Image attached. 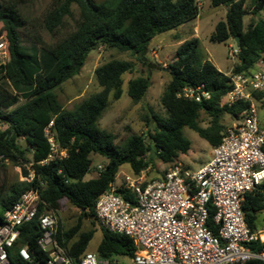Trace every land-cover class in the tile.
<instances>
[{"label": "trees", "instance_id": "obj_1", "mask_svg": "<svg viewBox=\"0 0 264 264\" xmlns=\"http://www.w3.org/2000/svg\"><path fill=\"white\" fill-rule=\"evenodd\" d=\"M210 1L213 7L227 8L225 19L217 23L211 41L225 43L232 39L238 42V62L231 74L257 71L259 63L264 61V19H257L245 27L246 0ZM252 2L254 13H258L264 0ZM74 5L81 13L78 29L55 49L38 46L32 47L29 53L24 52L22 22L16 7H0V41H6L7 52L5 64L0 65V121L6 125V129L0 131V165L8 161L21 167L24 177H29L30 172L34 174L30 182H18L7 193L0 186V226L4 223L5 212L30 189H37L46 204L44 209L55 214L61 201L67 199L81 210V214L76 225L68 230L58 221L57 239L77 262L88 251L95 234L94 230L81 232L82 219L87 218L95 224L96 202L116 181L123 166L128 165L131 173L137 176L151 168L155 159L165 164L177 161L191 149L184 128L193 130L215 148L227 130L222 124L223 117L228 115L233 121L238 120L249 103L222 104L232 90L228 75L200 54L199 39L186 40L176 50L169 66L171 78L161 98L167 116L161 117L149 110L145 118L146 133L132 135L122 145L116 144L115 135L102 130L99 120L111 95L114 100L121 99L123 76L134 71V62L113 59L98 67L95 75L102 91L73 110L62 107L55 90L76 77L89 54L100 47L129 53L137 62L146 64L151 42L197 19L198 4L196 0H63L47 17V30L52 32L60 27ZM128 84L129 97L140 103L151 87V78L136 77ZM201 84L210 92V99L195 102L178 97L186 85ZM254 95L264 108V92ZM21 99L25 103L18 105ZM202 114L210 119L206 128L200 125ZM50 122H54L53 136L67 151V157L41 164L50 154L44 135ZM94 154L105 159V170L86 180L94 169L91 158ZM119 193L134 201L129 190L121 188ZM263 209L264 185L248 193L243 203L245 219L251 229L260 225ZM214 214V210H210L212 228ZM100 229L102 240L97 254L101 259L123 261L135 255L136 246L130 237ZM20 231V245H29L44 261L46 256L38 247L41 236L38 220L25 224ZM243 264L264 263L251 260Z\"/></svg>", "mask_w": 264, "mask_h": 264}, {"label": "built area", "instance_id": "obj_2", "mask_svg": "<svg viewBox=\"0 0 264 264\" xmlns=\"http://www.w3.org/2000/svg\"><path fill=\"white\" fill-rule=\"evenodd\" d=\"M238 49L234 53L238 54ZM6 41H0V60L6 59ZM232 90L223 98L228 106L246 101L248 108L229 127L221 143L213 148L209 162L193 170L179 160L165 164L158 179L118 174L95 205L101 228L130 237L136 253L123 261L101 259L86 252L77 262L69 249L58 241V217L44 209L37 189L24 192L4 214L0 226V264H243L251 260L264 263V209L257 229L246 222L243 203L246 195L264 185V128L259 121V102L255 93L264 92V61L251 74H227ZM179 98L202 102L211 97L203 84L186 85ZM54 122L44 131L50 146L48 158L62 160L67 151L53 136ZM6 125L0 121V131ZM105 170L97 166V174ZM34 177L22 178L30 182ZM123 179V180H122ZM134 195L126 199L119 190ZM210 210H214L210 226ZM38 220L41 236L38 247L46 256L41 261L29 245H20V229ZM256 243V244H255ZM254 246V247H253Z\"/></svg>", "mask_w": 264, "mask_h": 264}, {"label": "rangeland", "instance_id": "obj_3", "mask_svg": "<svg viewBox=\"0 0 264 264\" xmlns=\"http://www.w3.org/2000/svg\"><path fill=\"white\" fill-rule=\"evenodd\" d=\"M62 1L0 0L1 8L13 5L18 11L22 22L21 33L25 53H29L32 47L38 46L55 49L78 29L82 19L80 9L74 5L70 15L65 17L60 27L52 32L47 30V17ZM95 1L102 2L104 0ZM196 2L199 8L198 18L186 23L180 29L156 37L150 44L146 64L137 62L129 53H121L114 49L100 47L92 51L81 72L55 90L62 107L66 110H73L84 100L102 91L95 75L96 69L101 65L113 59L134 62V71L123 76L124 84L121 99L114 100L111 95L108 107L99 120L100 128L114 134L116 144L122 145L132 135H144L146 133L145 118L149 110L161 117L167 116L161 98L171 78L169 66L175 59L176 50L184 41L193 38L199 39L201 43L200 54L205 59L210 60L220 72L231 74L233 66L238 62L237 53H234V50L238 49V45L232 39L225 43H215L210 39L217 23L225 19L227 8L224 6L213 7L210 0H196ZM254 8L255 4L252 0H246L248 14L244 19L245 27L257 19H264V4L258 13H254ZM5 62L6 59L0 60V65L5 64ZM140 76H149L151 87L144 101L135 103L128 95V82L130 79ZM3 81L1 79V82ZM23 103H25V100L21 99L18 105ZM259 106V121L264 128V108L261 102H259ZM209 122L210 119L202 114L200 125L206 128ZM233 123L234 121L228 115H225L222 119V124L227 129ZM183 132L191 142V149L186 155H181L178 160L189 168L196 170L211 160L213 147L193 130L184 128ZM20 143L23 144V140H20ZM91 158L93 159L94 169L86 176V180L97 177V166L105 164V159L100 155L94 154ZM122 169L130 171L128 165L123 166ZM164 169L165 163L155 159L154 165L145 172V177L148 180L158 179ZM22 178L21 167L13 166L8 161L1 163L0 186L4 187L5 193L18 182H22ZM80 214L81 210L75 208L67 199H63L56 216L64 230H68L76 225ZM90 230H94L95 234L89 244L88 252L97 253V248L102 240L100 225L96 220L95 224H92L89 219L83 218L81 232Z\"/></svg>", "mask_w": 264, "mask_h": 264}, {"label": "crops", "instance_id": "obj_4", "mask_svg": "<svg viewBox=\"0 0 264 264\" xmlns=\"http://www.w3.org/2000/svg\"><path fill=\"white\" fill-rule=\"evenodd\" d=\"M185 26V24L183 25V26H181L180 28H182V27H184ZM180 28H178V29H180ZM131 174V171H129V170H123L122 168H121V170L119 171V174ZM116 181L117 182H119L120 180H119V178H116Z\"/></svg>", "mask_w": 264, "mask_h": 264}, {"label": "water", "instance_id": "obj_5", "mask_svg": "<svg viewBox=\"0 0 264 264\" xmlns=\"http://www.w3.org/2000/svg\"><path fill=\"white\" fill-rule=\"evenodd\" d=\"M263 4H264V2H261V6H260V8H259L260 10H261ZM236 44L238 45V42H237Z\"/></svg>", "mask_w": 264, "mask_h": 264}]
</instances>
